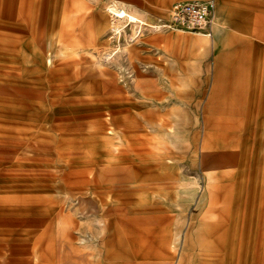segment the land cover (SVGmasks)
<instances>
[{
    "label": "rangeland",
    "instance_id": "374dc122",
    "mask_svg": "<svg viewBox=\"0 0 264 264\" xmlns=\"http://www.w3.org/2000/svg\"><path fill=\"white\" fill-rule=\"evenodd\" d=\"M104 1L73 0L71 15L65 11L66 0H57L56 5L51 0H0V264L24 257L29 260L19 264H67L56 259L57 244H88L96 237L106 242L101 254L89 255L92 261L165 264L160 253L141 260L130 246L133 218L153 215L161 217V234H167L166 264H222L223 254L198 250L197 235L205 208L203 187L214 183L205 176L219 170L209 159L201 162L202 107L225 52L229 57L240 53L245 60L237 75L224 68L218 71L220 87L255 89L252 94L260 104V174L250 168V177L260 176V199L254 192L255 201L248 200L242 211L231 213L233 220L217 222L228 233L221 236L227 264H264V36L257 28L228 27L239 21L257 24L260 0H227V5L216 0L212 38L150 29L154 24L139 16L146 22L141 28L128 19H116L121 26L118 34H123L119 41L107 9L111 3L132 5L148 21L160 24L174 0ZM97 33L106 37L104 43H98ZM218 34L228 38L225 46L217 43ZM240 37L260 42V59L242 53ZM137 56L144 57L142 62ZM132 61L164 93L154 101L172 110L165 116L170 121L167 131L146 128L144 133V126L137 125L123 139L113 137L118 132L96 103L93 77L114 80L136 107L157 112L133 86ZM173 91L181 98L175 100ZM219 114L217 119L224 120ZM101 121H106L103 128ZM116 166L127 167L129 180L123 187L102 184L109 176L127 178L125 173L98 172ZM49 215L55 218L48 234L42 235L40 251L45 253L39 260L40 251L25 252L24 244L40 236L44 226L35 229L33 220ZM189 231L194 243L181 262L183 237ZM67 232L73 234L72 240L66 238ZM176 233L178 241L173 240ZM217 238L212 233L210 239Z\"/></svg>",
    "mask_w": 264,
    "mask_h": 264
},
{
    "label": "crops",
    "instance_id": "0c3cea01",
    "mask_svg": "<svg viewBox=\"0 0 264 264\" xmlns=\"http://www.w3.org/2000/svg\"><path fill=\"white\" fill-rule=\"evenodd\" d=\"M51 1L54 5H56L57 0ZM175 1L185 0H174L173 2ZM214 1L216 18V0ZM103 2L106 1L103 0ZM222 2L226 5L228 3L227 0H218V4H221ZM260 4L262 7L260 9V20L257 21V24L251 26L246 24L244 21H239L236 23L234 22L232 26L228 27H239L242 29L257 28L258 35L260 36V34H262L264 36V0H260ZM111 5L134 12L148 23L155 25V23L146 19L145 13L134 8L132 5L126 4L120 6L114 3H111ZM82 7L86 8L85 5ZM65 11L70 12L72 15L74 11L73 0H66ZM103 18L104 14L102 13L100 19ZM67 20L69 19L67 18ZM124 25L126 26L128 24L126 23ZM214 29L215 25L213 26L210 38L214 35ZM121 35L123 34H117L118 41ZM97 39L98 43H104L106 37L104 35L100 36V33H97ZM227 41L228 38H223L220 35L217 37V43L219 45L225 46ZM237 43L241 46L242 53L249 55V52H251L252 54H257L256 56L260 59V42H256L248 37H240L237 38ZM131 50L129 57L132 56L131 52H133V49ZM118 56L119 54H116V58ZM143 59L144 57L137 56L138 63L142 62ZM220 60L224 61L220 62ZM244 60L245 59L241 57L240 53L229 57V55L225 52L220 56L212 88L207 101L202 107L204 131L201 142V162L205 164L209 159L210 161L217 163L219 170L218 173L214 174L212 177H210V175L205 176L206 179H212L214 183L203 187L202 194L204 198H206L205 202H203L205 204V208L200 212L201 218L198 217L201 221L198 223L200 229L198 228L197 248L200 252H203L202 249H207L212 250L214 253L223 254V259L220 258L222 260V264H227L225 255L228 250L223 248L221 236L226 234L227 230H220V224H218L217 221L228 219L233 220L234 216H231V213H239V211H242L246 201H255V197H259L260 199V176L257 175L250 177L251 169L254 173L256 172L257 174H260V104L257 103V98L252 94L256 90L248 88H233L231 90L222 89L220 87L222 84V81H220L221 77L218 74V71L221 72L224 68V71L232 70V73H236L237 75V72L241 66H243ZM132 65L136 75L133 86L141 90L144 94L143 101L147 104L151 103L157 112L149 107H136L129 101V97L123 94V88L116 84L114 80L104 79L98 76L97 78L93 77L95 85L92 92L96 94V103L103 107L102 113H107V120H110V125H112L113 129L118 132L114 133L113 137L127 139L132 133V128L137 125L144 126L142 129L144 133H148L146 128L157 133L167 131L166 128L170 125V121L165 116L171 112L169 110H172V108L167 110L165 104H157L154 101L162 98L164 93L156 87V84L149 76L141 74L137 63L133 62ZM127 88L129 89L130 85H127ZM172 95L175 100L181 98L177 91H173ZM220 112L225 115H222V117L224 116V120L217 119V117L221 116L219 114ZM99 115H101V113H99ZM154 115H156V118H153ZM137 117H140L141 120L139 121ZM105 124L106 121H101V128H103ZM84 170L87 173L88 170ZM98 172L102 174L103 172L109 174L117 172L125 173L127 175V178L124 179L109 176L105 179V181L101 182L102 184L107 182L110 186L119 185L120 187H123L125 182L130 178L129 171L126 166H116L110 169L103 167L101 171ZM113 179L116 181L113 182ZM100 185L101 184H99V186ZM254 192H256L257 195L255 197H251ZM218 202H220V205L216 206ZM214 212L216 215H212ZM157 216L158 215L133 218L134 227L132 230V240L130 246L131 250L137 255V258L140 257L141 260L156 258L160 253V257L164 258L163 261L167 263V234H161L164 226L160 223L161 217ZM54 218L55 215H49L33 220V226L35 229L43 224L44 226L41 231H38L40 236H36L31 244L30 242L24 244L26 246L24 250L25 252H29L33 248L40 251V248H43L42 245L44 242L42 235L48 234V228ZM214 232L218 235V238L210 239L212 233ZM65 236L68 240H72L74 238L73 234L70 232L65 233ZM174 236V241H178L180 239L179 233H176ZM92 238L94 237L92 236ZM194 238L195 236L192 231L185 233L182 244L184 249L182 250L181 262H183L187 257L188 248L193 245ZM103 240L104 237H96L93 243L82 245H76L71 241H62L60 244H57L58 249L56 250L55 257L57 260H60L61 262L64 261L67 264H100V259H98V262L92 261L89 255L93 254V256L96 257L97 252L101 254V250L104 248ZM47 244H50V242ZM87 247H93L94 250L88 251ZM44 253L45 250L42 252L40 251V255L36 254L37 257L39 256V260H42ZM32 256H34V254H32ZM26 259L29 260L28 257H24L20 260L22 261ZM20 260L8 262L7 264H19ZM216 261H218V256L213 260L215 263Z\"/></svg>",
    "mask_w": 264,
    "mask_h": 264
},
{
    "label": "built area",
    "instance_id": "2783aa9c",
    "mask_svg": "<svg viewBox=\"0 0 264 264\" xmlns=\"http://www.w3.org/2000/svg\"><path fill=\"white\" fill-rule=\"evenodd\" d=\"M160 25L165 29L187 31L210 37L215 25V1H175L168 7V17Z\"/></svg>",
    "mask_w": 264,
    "mask_h": 264
},
{
    "label": "bare ground",
    "instance_id": "6f19581e",
    "mask_svg": "<svg viewBox=\"0 0 264 264\" xmlns=\"http://www.w3.org/2000/svg\"><path fill=\"white\" fill-rule=\"evenodd\" d=\"M108 9V13L111 15V22L114 24V29L118 32L120 31V24L117 25L116 19L118 20H126L128 19L130 22H132L133 24H135L136 28H141L143 24H145L146 22L141 19L137 14H133L130 11H127L123 8H118L115 7L113 5H109L107 7ZM162 25L160 24H155L150 28L156 29V28H161Z\"/></svg>",
    "mask_w": 264,
    "mask_h": 264
}]
</instances>
